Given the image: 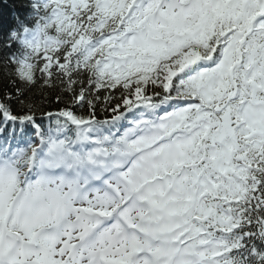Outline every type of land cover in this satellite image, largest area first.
I'll use <instances>...</instances> for the list:
<instances>
[{"label": "snow or ice", "instance_id": "obj_1", "mask_svg": "<svg viewBox=\"0 0 264 264\" xmlns=\"http://www.w3.org/2000/svg\"><path fill=\"white\" fill-rule=\"evenodd\" d=\"M0 264H264V0H0Z\"/></svg>", "mask_w": 264, "mask_h": 264}]
</instances>
